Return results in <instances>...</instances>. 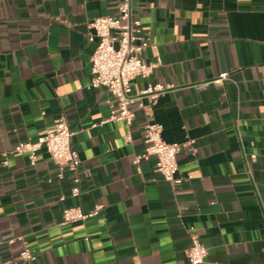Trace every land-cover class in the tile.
<instances>
[{
	"label": "crops",
	"instance_id": "0c3cea01",
	"mask_svg": "<svg viewBox=\"0 0 264 264\" xmlns=\"http://www.w3.org/2000/svg\"><path fill=\"white\" fill-rule=\"evenodd\" d=\"M119 1L0 0V262L27 247L34 264H191L196 232L208 264H264V0H133L137 34L157 45L143 56L161 59L133 93L165 88L137 101L130 127L102 123L115 99L89 86V23ZM61 116L82 159L78 196L45 148L35 164L14 151ZM148 120L182 143L175 184L156 156L134 163ZM99 204L64 222L66 207Z\"/></svg>",
	"mask_w": 264,
	"mask_h": 264
},
{
	"label": "built area",
	"instance_id": "2783aa9c",
	"mask_svg": "<svg viewBox=\"0 0 264 264\" xmlns=\"http://www.w3.org/2000/svg\"><path fill=\"white\" fill-rule=\"evenodd\" d=\"M142 25L141 19L135 17L133 0H120L116 14L102 15L94 18L89 23V40H96V47L91 57L92 78L90 87H105L115 99V107L111 114L102 123L107 121H124L130 127L136 117L134 105L142 97H149L155 103L165 85L149 82L148 86L137 96L133 93L132 80L139 75L151 76L161 64L158 57L156 61H147L143 52L149 46L157 49L148 38L139 36L138 30ZM228 77V73H221L216 82H221ZM164 126L162 123L148 120L145 126V149L134 158V163L156 156V171L161 173L164 180L171 184L178 182L179 170L178 153L182 143L168 142L163 137ZM74 131L70 128L65 116L55 119L54 126L42 132L35 140L28 139L20 142L14 149L19 153H28L31 163L35 164L37 153L45 148L52 159L60 166L59 176L68 168L73 173L75 186L72 195L78 196L81 192V165L82 159L73 143ZM130 139V134L127 136ZM192 141L188 144L192 147ZM8 156V153H3ZM253 158L256 155H252ZM65 199V196H61ZM104 209L99 204L90 211H84L81 206H69L63 210L65 223L85 220L96 216ZM191 246L188 249V258L191 264H208V249L196 232L191 234ZM14 240H11L13 242ZM35 252L25 247L16 261H4L0 264H34Z\"/></svg>",
	"mask_w": 264,
	"mask_h": 264
}]
</instances>
